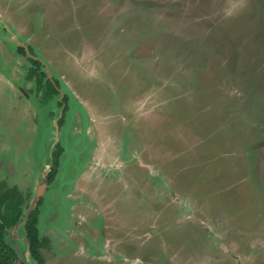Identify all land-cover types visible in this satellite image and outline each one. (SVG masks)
Listing matches in <instances>:
<instances>
[{
	"label": "rangeland",
	"instance_id": "1",
	"mask_svg": "<svg viewBox=\"0 0 264 264\" xmlns=\"http://www.w3.org/2000/svg\"><path fill=\"white\" fill-rule=\"evenodd\" d=\"M3 184L46 264H264V0H0Z\"/></svg>",
	"mask_w": 264,
	"mask_h": 264
},
{
	"label": "trees",
	"instance_id": "2",
	"mask_svg": "<svg viewBox=\"0 0 264 264\" xmlns=\"http://www.w3.org/2000/svg\"><path fill=\"white\" fill-rule=\"evenodd\" d=\"M30 51L33 53L32 48H30ZM19 52L26 56L23 48L19 47ZM30 61L36 67L30 73V78L36 79L38 86L42 87L44 85L48 93L60 95L56 86L49 80L47 74L44 71L40 74L38 71L42 68L45 69L44 66L38 61ZM45 79L46 83L44 84ZM55 82L60 87L59 81L55 80ZM64 103L68 104L67 97L64 99ZM64 121L65 117L59 121V125L63 126ZM62 155L63 149L61 144L58 143L53 151L51 171L47 175L49 185L56 180L59 174ZM25 203V198L18 188H8L4 184L0 185V264H23L17 252L8 243L9 232L23 224L29 241V256L37 264H46L42 250L46 249L47 241L41 237L39 230L43 199L39 200L37 207L31 212L27 221L23 222Z\"/></svg>",
	"mask_w": 264,
	"mask_h": 264
},
{
	"label": "water",
	"instance_id": "3",
	"mask_svg": "<svg viewBox=\"0 0 264 264\" xmlns=\"http://www.w3.org/2000/svg\"><path fill=\"white\" fill-rule=\"evenodd\" d=\"M19 46L21 48L25 49V52H26L28 58L40 62L46 68V70H47L46 74H47L49 80L56 86L50 65L46 61H44L43 59L32 56L30 48L26 44L19 42ZM60 92L62 94V98L64 99L65 96H64L63 92L61 90H60ZM61 118H62V116L60 117V119Z\"/></svg>",
	"mask_w": 264,
	"mask_h": 264
},
{
	"label": "flooded vegetation",
	"instance_id": "4",
	"mask_svg": "<svg viewBox=\"0 0 264 264\" xmlns=\"http://www.w3.org/2000/svg\"><path fill=\"white\" fill-rule=\"evenodd\" d=\"M31 54H32V53H31ZM32 55H33V54H32ZM26 56H27V54H26ZM30 60H32V59L29 58V61H30ZM30 62H31V61H30ZM54 81H55V80H54ZM55 83H56V82H55ZM56 89L59 91V93H61V92H60V89H61V88L58 87L57 85H56ZM60 95H61V94H60ZM61 97H62V95H61ZM64 99H65V97H64ZM64 99L62 98L60 103H62V105L64 104L63 108H64V111H65V108H66L67 105L64 103ZM62 105H61V106H62ZM65 114H66V112L64 113V115H65ZM65 116H66V115H65ZM62 118H63V116H62ZM62 118H61V119H62ZM61 119H60V120H61ZM60 120H59V121H60Z\"/></svg>",
	"mask_w": 264,
	"mask_h": 264
}]
</instances>
